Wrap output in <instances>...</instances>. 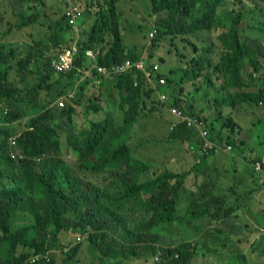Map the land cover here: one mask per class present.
<instances>
[{
    "label": "rangeland",
    "instance_id": "374dc122",
    "mask_svg": "<svg viewBox=\"0 0 264 264\" xmlns=\"http://www.w3.org/2000/svg\"><path fill=\"white\" fill-rule=\"evenodd\" d=\"M43 2V6H39L35 0H0V51L9 55L11 52L8 80L21 89L33 88L26 91L25 100L20 108L23 118L13 123L1 121L0 128L9 130L8 137L10 135L18 137L27 131L32 116L39 112H47L52 125H56L61 132L59 161L64 160L67 166L76 169L79 167V159L73 154L66 135L70 130L78 133L89 129L93 121H102L109 115H113L117 120L122 119L118 112L121 95L117 90L116 80L101 79L86 84L90 79L54 72L44 86L39 88L37 87L39 78L34 70L41 66L40 61L45 64L46 58L51 59L71 45L88 41L89 32L99 17L97 12L100 6H104L106 0H43ZM70 2L80 4L81 9L77 23L72 27L64 16V6ZM242 2L246 5L245 21L248 23L264 21V0ZM238 5L237 0H224V8L220 9L216 30L210 33L207 31L196 35L158 37L156 22L163 14L153 13L148 0H120L116 4L115 24L109 23L100 28L99 35L104 40L97 41L100 47L109 48L115 29L121 37L124 50L132 52L136 56V61L143 62L149 72L158 65L157 73L151 75L150 81L143 78L142 99L147 103L148 109L144 113L146 116L137 125L129 144L134 154L152 164L148 171L149 177L165 169L173 171L191 169L181 191V200L184 199V204L182 206L178 204L177 208L181 215H185L184 219L181 217V222L156 227L160 234V241L156 245L160 247L175 245L184 240L192 241L198 252L192 264H264V235L261 234V228L264 226V165L261 163L257 168L250 162L257 155L264 158V102L262 100L259 103H245L240 107L239 105L235 108L227 107L222 103L223 99L232 91L241 89H231L227 86L223 88L224 80H218L216 77L215 87H210L207 82L205 83L203 76L197 75L206 73L211 63L218 62L222 52L218 35L229 27L231 16L236 14ZM260 7L262 9H259ZM101 11L106 12L105 8ZM20 12L37 13L38 18L28 27L12 28L20 22L17 16ZM199 12L194 11L195 14ZM246 34L256 36L251 31ZM28 53L35 55L32 57V63L28 71L20 70L18 63ZM200 56L203 58L202 67L192 69L194 66L192 60ZM259 60V71L247 65L242 73V79L247 84L250 82L242 91L253 96L258 95L260 87L264 85V44ZM187 70H190L188 75ZM160 78L165 79V85L155 89ZM159 92H164L168 96L167 101L159 99ZM174 100L177 102L181 100L180 107L174 105L176 101L172 103ZM93 105L100 108L99 111L94 110ZM153 107L154 112L150 113L149 109ZM173 109H177L186 117H196L206 122L209 137L214 143L208 153L202 151L204 140L200 134L194 135L192 141L171 138L170 133L173 131L170 130V125L173 128L178 124L187 126L186 121L180 120L178 112L174 113ZM9 110L6 104L0 103V120H3ZM232 112H236L235 115ZM229 117L232 120L228 119ZM250 126L254 127L251 134L255 140L249 143L252 146L246 149L249 154L252 150L256 152L249 155L245 162L240 159L238 165L232 147L223 139H218V135L221 133L224 138L231 136L239 143L244 132H250ZM7 136L0 135V143L6 142L8 145ZM216 154L219 155L217 162H220L218 164L221 166V172L217 171L215 178L211 179L208 176L214 168L202 158ZM229 157H232L233 162ZM50 158L52 154L46 152L26 158V161L38 169L46 170L49 167L43 166ZM20 162L15 161V171L11 173L17 181L21 179ZM225 172L229 175H224ZM117 173L118 168H109L102 173L81 172L86 179L97 184L102 189L104 198L110 199L112 203L116 201L111 197L121 188ZM228 176L230 178L227 181ZM208 186L213 187L216 195L214 199L220 206L211 208L212 213L209 216L188 215L187 211L197 206L187 201V196L191 198L193 194L204 193V187L209 189ZM228 190L236 194L244 191L246 200L242 212L235 211L234 206H230L231 200L225 203V194ZM241 195L233 198L234 205L238 203ZM208 206L210 207V204ZM112 208L130 214L132 222L136 225L151 217V213L140 211L138 208L132 211L121 209L119 205H113ZM217 209L220 215L213 216ZM227 210L229 212L225 213ZM65 215L67 216H64V219L71 227L58 234V241L49 246L47 254L60 263L68 256L71 248L80 245L70 264H99L100 253L96 245L88 240V230H81L78 227L73 213ZM222 219L227 221L223 223L220 221ZM29 221L31 220L27 218H18L14 226ZM3 250L0 248V257ZM165 260L164 253L159 250L155 254L144 252L140 256L129 257L118 253L115 257L107 258L106 264L116 261L121 264H156Z\"/></svg>",
    "mask_w": 264,
    "mask_h": 264
},
{
    "label": "trees",
    "instance_id": "16d2710c",
    "mask_svg": "<svg viewBox=\"0 0 264 264\" xmlns=\"http://www.w3.org/2000/svg\"><path fill=\"white\" fill-rule=\"evenodd\" d=\"M35 1L39 6L44 4L43 0ZM119 1L106 0L104 6H100L97 12L99 17L89 32L88 41L79 44L83 50L100 47L97 41L104 40L99 35L100 28L109 23L115 24L116 4ZM148 1L153 13L163 14L156 22L158 37L196 35L207 31L210 33L216 30L220 9L224 8V0ZM237 1L239 5L236 14L231 16L229 27L218 35L222 47L218 62L211 63L206 73L197 74L203 76L205 83L207 82L210 87H215L216 77L218 80H224L223 88L227 86L231 89H241V91H232L223 99L222 103L230 108L245 103H259L262 100L264 102V87H260L259 94L254 96L242 91L250 84L242 79L244 67L249 65L255 71L260 70L264 21L256 23L245 21L246 5L242 0ZM102 8H105L106 12L101 11ZM198 10L200 12L195 14ZM17 16L20 22L12 26L16 29L28 27L38 18L37 13L20 12ZM250 31L256 36L246 34ZM113 36L109 48L100 47L99 63L111 66L127 59L136 61V56L132 52L124 50L121 37L115 29ZM10 56L11 52L9 55L0 51V103L10 108L0 122L6 123H13L23 118L20 108L25 100L26 91L33 89L32 87L21 89L8 80ZM33 56L35 55L28 53L19 61L20 70L28 71ZM53 57L46 58L45 64L40 61L41 68L36 67L34 70L39 78L37 84L39 88H42L55 72L51 67ZM202 60V56L193 59L192 69H200ZM78 64H89L83 53ZM188 71L190 70L186 71L187 75ZM75 72L76 70L66 75L73 77ZM197 75L195 77L198 78ZM115 80L121 95L118 112L122 115V119L117 120L113 115H109L102 121H93L89 129L78 133L70 130L66 135L73 154L79 159L78 168L67 166L64 160L59 161L61 132L56 125H52L47 112H39L32 116L27 131L18 136L17 142L23 152L22 159L13 158L8 152L9 147L6 142L0 143V248L5 250L0 257V264H70L80 245L71 248L68 256L60 263L54 257L48 255L49 259H47L44 256L49 246L58 241V234L71 227L64 219L67 213L74 214L75 223L81 230H88V240L96 245L100 253L99 264H106L107 258L115 257L118 253L129 257L140 256L144 252L155 254L159 250H162L166 260L156 264H192L198 254L192 241L184 240L175 245L160 247L156 245L160 241L156 227L181 222V217L184 219L185 215H181L177 208L186 177L191 169L183 171L165 169L148 176L152 164L134 154L129 144L137 125L146 116L144 113L148 109L147 103L142 99L144 81L141 72L120 74ZM90 81H86V84ZM180 101H176L174 105L180 107ZM13 107L17 109L14 110ZM93 109L99 111L100 108L93 105ZM154 109V107L150 108V113L154 112ZM228 119L232 120L230 117ZM170 130L173 131L170 133L171 138L180 140L192 141L191 138L199 134L183 124H178L174 128L170 125ZM7 134H9L8 129L0 128V135L7 136ZM220 134L218 139H223L228 146L238 149L239 152L246 151L241 147L242 141L238 143L233 137L224 138ZM46 152L52 154V158L43 166L49 167L46 170L38 169L26 161V158ZM257 160L264 165V158L261 155L255 156L250 162L252 164ZM15 161H21L19 181L11 176L15 171ZM109 168H118L116 176L121 188L111 197L116 203H112L110 199L106 200L102 189L81 174L83 171L102 173ZM111 203L115 206L119 205L121 209L125 208L126 211L138 208L140 211L151 213V217L136 225L132 222L130 214H126L125 211H115ZM228 212L227 210L225 213ZM187 213L192 216H209L212 210L208 206ZM218 215L220 212L217 209L213 216ZM18 218H27L31 221L14 226ZM37 254L40 257L30 262V258ZM111 264H121V262L116 261Z\"/></svg>",
    "mask_w": 264,
    "mask_h": 264
},
{
    "label": "built area",
    "instance_id": "2783aa9c",
    "mask_svg": "<svg viewBox=\"0 0 264 264\" xmlns=\"http://www.w3.org/2000/svg\"><path fill=\"white\" fill-rule=\"evenodd\" d=\"M80 4H75L70 2L68 5L65 4L64 6V16L68 24L72 27L77 23V20L80 16ZM153 35V34H152ZM83 56L88 60V65H79L78 60ZM101 54V49L97 48H86L82 49L81 46L78 45H71L69 48L59 52L55 57H53L51 61V67L54 69L56 73L60 74H70V72L76 70V76L83 77L84 79H90L93 83L101 81V79H109V78H116V76L124 73L129 72H137L140 71L142 78H147V81L151 80V75L157 73L158 65L153 67V70L149 72L143 62L140 61H132L130 59L125 60L122 63L114 64L111 66H105L99 63V56ZM152 73V74H151ZM165 85V79L160 78L159 82L156 84L155 89L157 87H163ZM137 86V83H135ZM159 99L162 101H167V95L163 93H158ZM174 113H177V109H173ZM178 118L180 120L186 121V125L188 128L193 129L195 132L199 133L204 140L203 149L202 151L208 153L211 148L213 147L214 143L209 137V131L207 128V124L203 119H199L196 117H186L178 112ZM9 154L16 158L20 156L15 146L17 144L16 137L10 136L8 138ZM261 165L260 161H256L254 166L259 168ZM264 234V229L263 232ZM42 256V255H41ZM47 259H49L48 254L44 255ZM40 257L39 254L33 255L30 258V262L35 261ZM4 264V263H1Z\"/></svg>",
    "mask_w": 264,
    "mask_h": 264
},
{
    "label": "crops",
    "instance_id": "0c3cea01",
    "mask_svg": "<svg viewBox=\"0 0 264 264\" xmlns=\"http://www.w3.org/2000/svg\"><path fill=\"white\" fill-rule=\"evenodd\" d=\"M242 106V105H241ZM240 107V106H239ZM228 113H231V112H228ZM232 113H234V115H235V113L236 112H232ZM252 129H254V127L253 126H250V132L249 131H247L249 134H247V132L245 131L244 132V134H243V136L240 138V140L243 142V144L241 145V147L242 148H244L246 151L244 152V151H240L241 152V154L238 152V149H233V151H234V155L237 157V159H235L236 161H237V164H238V162H239V160L240 159H242L244 162H245V160L248 158V156L249 155H252V154H254L256 151L255 150H252V152H251V154H249L247 151H248V149H246V148H248V147H250V146H252V145H250L249 143H251V142H253L254 140H255V138H254V136L251 134V131H252ZM250 137V138H249ZM230 147V146H229ZM236 152V153H235ZM218 154H216V155H210V156H205V157H203L202 159H204V161H206V163H208V164H210V166L211 167H213L214 168V170H212L211 171V173H210V176H208V174H207V176L208 177H211V179H213V178H215V176H216V172L217 171H219V172H221V166L218 164V163H220V162H217V158H218ZM229 160L231 161V162H233V159H232V157H229ZM249 162V161H248ZM247 164V163H246ZM239 165V164H238ZM218 168V169H217ZM241 169H243L242 167H241ZM244 170V169H243ZM224 175H229L228 173H223ZM207 176L205 177V178H207ZM230 178V176H228L227 177V181H228V179ZM209 187H211V186H208V188ZM204 190H205V192L204 193H197V194H193L192 196H191V198L189 197V196H187V198H186V200L187 201H189V202H193V204L195 203V205L197 206V207H194V208H192V210H201V209H203L204 207H207V205H209L210 204V208H213V207H215V206H220V203H217L216 202V200L214 199L215 197L214 196H216L215 195V193H214V189H213V187L212 188H209V189H207V188H205L204 187ZM241 193H234V192H232V191H230V190H228V193H226L225 194V199H226V202L225 203H228L229 202V200H231L232 201V203H229L230 204V206H234V208L236 209L235 211H241L242 212V210H243V207H244V205H245V200H246V197L243 195V192L242 191H240ZM240 194H242L241 195V197H240V200L238 201V203H236V205H234V202H233V198L234 197H238ZM189 202H186V204L188 205L189 204ZM184 204V199H182L180 202H179V205H183ZM242 208V209H241ZM250 212V211H249ZM246 214V213H245ZM221 222H225V221H227V219H222V220H220ZM262 230H261V232H263V229H264V226L261 228ZM262 234V233H261Z\"/></svg>",
    "mask_w": 264,
    "mask_h": 264
},
{
    "label": "clouds",
    "instance_id": "9594fccd",
    "mask_svg": "<svg viewBox=\"0 0 264 264\" xmlns=\"http://www.w3.org/2000/svg\"><path fill=\"white\" fill-rule=\"evenodd\" d=\"M262 87H264V85H263ZM6 113H7V112H6ZM10 136H15V137H16V141H17V138H18V137H17L16 135H10ZM10 136H9V137H10ZM9 137H8V138H9ZM8 147H9V144H8ZM15 149H17V151H18L19 154H20V156H18L17 159H19V158L22 159V156H23L22 153H23V152L21 151V149H20V147H19V145H18V142H17V144H16V146H15ZM262 234H263V233H262ZM47 252H48V251H47ZM46 254H47V253H46Z\"/></svg>",
    "mask_w": 264,
    "mask_h": 264
}]
</instances>
